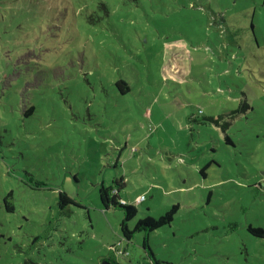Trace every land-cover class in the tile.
<instances>
[{"label": "rangeland", "instance_id": "rangeland-1", "mask_svg": "<svg viewBox=\"0 0 264 264\" xmlns=\"http://www.w3.org/2000/svg\"><path fill=\"white\" fill-rule=\"evenodd\" d=\"M114 178L131 229L178 206L152 257L101 204ZM249 225L264 229V0H0V264H264Z\"/></svg>", "mask_w": 264, "mask_h": 264}, {"label": "trees", "instance_id": "trees-1", "mask_svg": "<svg viewBox=\"0 0 264 264\" xmlns=\"http://www.w3.org/2000/svg\"><path fill=\"white\" fill-rule=\"evenodd\" d=\"M115 84L122 93H126L130 89L127 82L123 79H118L115 82ZM113 182L115 183V185L101 184V186L98 189L99 198H100V201H101L103 208L107 209L110 206L122 207L123 212H124V216L120 222V230H121L122 235L126 239L129 240L134 231L140 230V229L144 230L145 235L143 237L142 245L146 249V251L148 252L149 256L152 257V251L148 245V232H151V231L155 230L156 228H158L164 224L169 223L173 219V215H174V213L178 207L177 204L172 205L163 214H160L156 218L153 216H150V215H147L144 218H140L135 223L134 227L131 229L128 227L127 221L132 219L134 217V215L136 214V207H135V205H133L131 203H126V202L121 203L120 202V199H122V198L119 196V188L122 187L123 181L121 183L120 180H118V178H114ZM116 185H118V186H116ZM10 195H11V193L9 192L3 197V201L5 203V208L8 211L13 210L12 204L8 201ZM72 201H73L72 197H70L67 193H65L64 191H59V202H58V204L60 207H63L65 204L70 203ZM248 230L253 235H255L257 237H264V229L262 227H253V226L249 225ZM124 252L125 251L122 250V253H124ZM105 259H106L105 261L108 262L109 264H114V262H115V259L110 254Z\"/></svg>", "mask_w": 264, "mask_h": 264}, {"label": "built area", "instance_id": "built-area-1", "mask_svg": "<svg viewBox=\"0 0 264 264\" xmlns=\"http://www.w3.org/2000/svg\"><path fill=\"white\" fill-rule=\"evenodd\" d=\"M144 199H145L144 194H140V195L137 197V202H141V201H143ZM120 202H121V203H125V200L120 199Z\"/></svg>", "mask_w": 264, "mask_h": 264}, {"label": "water", "instance_id": "water-1", "mask_svg": "<svg viewBox=\"0 0 264 264\" xmlns=\"http://www.w3.org/2000/svg\"><path fill=\"white\" fill-rule=\"evenodd\" d=\"M102 264H109L108 262L104 261ZM115 264V263H114Z\"/></svg>", "mask_w": 264, "mask_h": 264}]
</instances>
